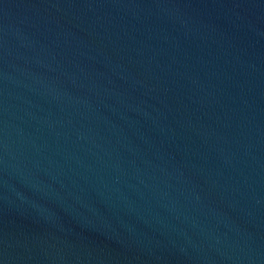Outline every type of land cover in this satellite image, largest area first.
<instances>
[{
    "label": "water",
    "instance_id": "95a60500",
    "mask_svg": "<svg viewBox=\"0 0 264 264\" xmlns=\"http://www.w3.org/2000/svg\"><path fill=\"white\" fill-rule=\"evenodd\" d=\"M0 264H264V0H0Z\"/></svg>",
    "mask_w": 264,
    "mask_h": 264
}]
</instances>
